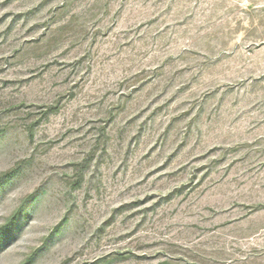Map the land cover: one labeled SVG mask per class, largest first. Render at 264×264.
Segmentation results:
<instances>
[{
  "label": "rangeland",
  "instance_id": "obj_1",
  "mask_svg": "<svg viewBox=\"0 0 264 264\" xmlns=\"http://www.w3.org/2000/svg\"><path fill=\"white\" fill-rule=\"evenodd\" d=\"M0 264H264V0H0Z\"/></svg>",
  "mask_w": 264,
  "mask_h": 264
}]
</instances>
